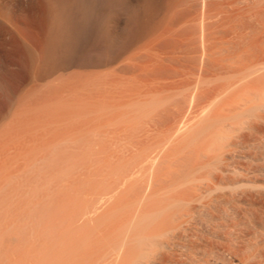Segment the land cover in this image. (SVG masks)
Masks as SVG:
<instances>
[{"label":"bare ground","instance_id":"6f19581e","mask_svg":"<svg viewBox=\"0 0 264 264\" xmlns=\"http://www.w3.org/2000/svg\"><path fill=\"white\" fill-rule=\"evenodd\" d=\"M223 70H229L228 72L230 73L227 74L226 72L228 75L227 80H225L227 83H224L226 85L222 83L221 71ZM235 70L245 71L242 77L239 75L240 79L238 76L236 77ZM263 71L264 0H0V264H61L59 261L60 245L63 244V239L61 240L62 221L60 219L62 220L63 217L70 218V220L74 219L76 207H78L76 206L77 201L83 202L81 200H84L88 202L92 200L94 196L92 189L96 183L95 181L100 178L101 180L103 179L101 173L104 171L105 174V170L110 172V169L115 167L114 164H118L121 160L122 163L125 162L126 158L124 157L126 155H136V158L133 159V156L132 158L129 156V160L132 159V161L126 160L128 162H126L127 165H119V167L124 166V168H119L117 165L114 171L110 172V175L114 176L116 171V177L114 179L111 177V179L116 180L117 183L119 182L125 189L128 183L131 185L134 183L136 178L134 176L139 175V173L128 172L127 177L126 171H129V168L125 169V167L130 165L133 160L139 167H141L140 165L142 167L148 166V169H146V171L149 170V172H146V174H149L147 175L148 179L143 180L141 177L142 182L140 181V187L143 190V192L140 190L142 195L138 193L141 188L138 187L139 189H136L138 196H141L138 198H140V205H142L146 203L144 201L154 199L156 194L159 197L158 187L160 186L157 185V182L164 179L161 180L159 176H164L166 182V179H170L169 176L172 171L173 173L175 172L174 170L169 172V169H167V173L165 171L160 172L161 174L158 173L162 170V166L169 162L166 155L180 151L198 140L200 141L197 145L200 144L198 146H202L204 137L209 136L211 139V135H215L216 131V134L219 133L218 131L221 129L219 125L223 118L226 121L229 119V121L234 120L235 125L225 127V124H223L225 128L222 127L230 134L233 133L230 140L234 134L236 135L243 128L241 124L246 125L248 121H250V125L247 124L249 127L247 125L244 127L249 130L247 128L245 130L243 128V130L253 131L255 128L252 122L254 121L250 119L256 116L252 115L256 111H252L253 109L250 111L249 107L260 96L263 98V94L255 95L256 92L252 90V87L256 84L258 77V80H261L260 76L263 77ZM239 73L241 72L239 71ZM252 80H254L253 83L255 84L250 87L249 83L253 84ZM245 84L250 88H247L248 91ZM258 84L259 81H257L256 86ZM243 86L248 94L250 90L253 93L251 92L250 96L244 90L243 93H239ZM256 91L259 92V90ZM251 95L253 98L255 96V98H249ZM261 104L258 103L257 105ZM224 112L229 114V118L228 114L222 118ZM242 115L245 116L242 119L244 123L242 120L240 122L238 118ZM246 116L249 117V120ZM259 119L261 120V118ZM251 125L252 128L250 127ZM223 129L220 131L223 137L220 140L218 139L219 141H222V138L226 139L224 135L227 136L229 134ZM256 129L257 133L258 131L260 132L259 128ZM213 137L215 138V136ZM222 144L221 146H223ZM237 145L235 143V146ZM213 150L214 152L218 151L217 149ZM193 151L194 149L192 151L190 149L191 154ZM227 153L229 154V152ZM183 155L185 156V154ZM122 156L124 159L121 158ZM200 156L201 158L204 156L203 152H201ZM220 156L217 155V157ZM179 158L182 159V157ZM213 158L215 159L214 156ZM218 159L220 160V158ZM183 160L185 159L183 158ZM213 161H216V159ZM234 161L236 162V160ZM171 162L173 164V161ZM208 162L210 164V161ZM206 163L205 166L202 164L203 167L197 163L199 167H196L199 169H196L198 171L203 170L206 166L208 167ZM136 164L131 165L136 168ZM182 164L184 163H181V168ZM194 165L195 163L192 166L194 168H191L192 172L193 170L195 171ZM159 168L161 169L159 170ZM214 168L215 173H219V175L217 177L216 174L210 173L209 175V177L211 174L215 175L214 178H216V181L213 180V176V179H210L215 185L213 192L212 190L210 192L211 198L212 196L217 198V194L214 195L212 193H217L218 191L220 192V194L218 192V195L225 198V200L230 197L229 202L232 203H235L236 199L241 197V195H237L239 192L244 194L242 198L245 196L248 199V195L253 198L250 193L251 190L249 192L248 189L251 186L253 188L257 181L253 179L256 181L255 185L251 183V176L254 173L250 176L249 169L247 171L246 167L244 169L234 167V170L230 173V169L228 171L219 168L220 172H218V169ZM97 170L102 171L99 172L101 175L96 172ZM118 170H126L125 174H123L126 177L122 176L123 172L119 174ZM197 170L190 174V181H194L185 182L177 179L175 180L177 182H172L171 180V186L169 187L172 188L168 187L165 190L180 189L185 196H188L193 190L196 191L197 188L199 190L201 183L195 181L199 182L197 179H200V177L197 179L192 177V174L198 172ZM178 171L176 170L174 177L180 176L177 175L180 174ZM163 173L166 174L164 175ZM96 174L99 175V179ZM118 174L120 175L119 177L117 176ZM162 174L163 176H161ZM95 176L97 180H95ZM181 176L183 175L181 174ZM104 179H106V176ZM206 180L210 181L209 178ZM112 181L110 186L120 187L117 183L112 184ZM145 181L147 183L146 186V183L143 184ZM201 181H204V177ZM159 182L158 184L161 185L162 183ZM188 182L190 184L195 182L196 184L193 183L194 187L199 185L192 190L190 189L192 186L190 187ZM142 184L145 188L142 187ZM258 185L260 184L258 183ZM115 187L113 188L112 186V191H114ZM156 187L157 189H155ZM205 187L211 189L213 185L211 188L210 186ZM256 187L261 188V186L257 185ZM208 189L207 192L205 191L206 195L203 192L197 199L202 200L203 197L211 200L208 193L210 190L208 191ZM122 190V188H119L114 193H110L111 195L108 193L109 197L105 196L108 197V200L113 199L114 201L115 198L123 193ZM133 190L135 193L136 190ZM155 190L158 192H155ZM238 190L240 191L238 192ZM208 194L209 196L206 197ZM183 195L182 198L179 197L182 201L184 200ZM187 196L184 201L186 199L190 200ZM220 196L218 197L219 199ZM190 197L193 198L192 195ZM215 197L213 200H215ZM235 197L236 199H234ZM256 198L258 199V197ZM194 199L191 200L193 201ZM231 199L235 201H231ZM247 199H245V205L241 203L242 209H245L246 205H249L247 207L249 209L252 207V199ZM189 200L188 202L192 203ZM221 200L224 201L222 204L224 205L226 203L225 200L220 199L219 201ZM179 202L174 203L177 205ZM183 203L181 202V204ZM129 204H133V202ZM172 204L170 203L168 206L165 204V208H162L163 210H160V212H166L165 210H168L167 208L171 207ZM122 205L127 206L125 204ZM177 206L179 207V205ZM243 206L246 207L243 208ZM260 206L262 205L260 204ZM191 207L193 208V205ZM239 207L241 208V206ZM78 208H80V204ZM249 211L247 213L252 212ZM160 212H155L156 214L158 213V215L154 216L157 218L156 220L148 219L149 215H151L149 213L147 217L145 216L146 218L144 217L145 220H150L152 224L150 221H145L142 224L143 219L141 217L142 227H147L144 224L149 223L150 226L147 227L149 229L152 225L158 224L157 222L161 218L159 215L164 213ZM144 213L146 214L147 212L144 211ZM178 213L176 212V215ZM172 214L174 215V213ZM191 215L193 216L192 213ZM181 216L183 217V215ZM245 216L248 217L249 215ZM182 217L180 218L183 219ZM93 218L85 216L83 218L85 222L83 223L92 221ZM96 218L94 221H96ZM135 218L138 217L136 216ZM165 222L161 220L159 225L163 226ZM75 224L77 223L75 222ZM219 224L217 226H220ZM160 226L157 225L159 229ZM209 226L211 227L212 225ZM191 227H194V225ZM170 229L171 227H169ZM169 230H164L162 234L166 236L165 232L169 233ZM171 231V234L174 235L173 230ZM153 234L148 236H153ZM159 234L157 233L156 235L159 236ZM136 237L138 238V236ZM149 237H147V240ZM129 238L131 239L132 237L127 239ZM157 238H154V240L156 241ZM83 240L85 241V238ZM143 240L147 241L146 239ZM148 241L151 240L149 239ZM148 241L147 243L144 241L142 243L141 240L140 243L141 245L147 244V246H151L152 243L150 242V244ZM189 242L191 241L189 240ZM121 244V247H117L118 249L124 247V244ZM100 248L102 249V247ZM109 248L111 249L112 246ZM142 249L144 248L140 250L142 251ZM148 251H146V254ZM150 253L148 252V254ZM206 253L208 254V252ZM136 256L135 254V261L137 260ZM143 256L144 254L141 257ZM83 257H86V255ZM108 259L110 260L111 258ZM77 261L79 262L80 260L77 259ZM137 261L139 262V260ZM143 262L141 261L139 264H144ZM103 264H106V262Z\"/></svg>","mask_w":264,"mask_h":264},{"label":"rangeland","instance_id":"374dc122","mask_svg":"<svg viewBox=\"0 0 264 264\" xmlns=\"http://www.w3.org/2000/svg\"><path fill=\"white\" fill-rule=\"evenodd\" d=\"M229 70H223V71H221V75H222V83L224 84V83H227L225 80H227V74H230L229 72H228ZM236 72H235V75H236V77L238 76V78L240 79L241 77H242V74L245 72H243V70L241 71V70H235ZM238 71V72H237ZM239 71L241 72V73H239ZM226 72H227V74H226ZM233 72H234V70H233ZM264 72V71H263ZM239 73V74H238ZM263 74V73H262ZM223 75H224V77H223ZM241 77H240V76ZM260 75V74H259ZM258 75V76H259ZM226 76V77H225ZM224 78H226V79H224ZM258 79H259V77H258ZM258 79H256L257 81H259V84H258V86H256L257 85V81L255 82V83H253L254 82V80H252L251 82L253 83V84H250L249 83V85H251L250 87H252V85H254L253 87H252V90L253 91H255L256 92V94L255 95H257V94H260V93H262L263 94V98H261V96H260V98H258V97H256V98H258V99H256V101L253 103V104H255V105H251V107L253 106V108H251V107H249L250 108V111L252 110V111H256V112H254L255 114H253L252 113V115H256V116H253V118H251L250 120H252V121H254V122H252L253 124L252 125H254V128L256 129V127H258L257 129L258 130H260V132H262V133H260L259 131H258V133H257V131H255V129L253 130V131H248L249 129L247 128V127H249L248 125H250V121H248L249 120V117L248 116H246V117H248V120H246V121H248V122H246L247 124V131H244L246 128L244 127V126H246L245 124L243 125V124H241V126L244 128V130H243V128L242 129H240L239 131H238V133H240V134H238L237 132V134L235 135H233V138L230 140V138L232 137V134H230L229 132H227V130L225 129H223L222 127H224V125L223 124H225V127L226 126H228V125H233L234 124V120L233 121H229V120H224V118H223V116H225V115H227L228 113H226V112H224V114H222V122H220L221 124L219 125V126H221V129H223V131H225V132H227V133H229V134H227V133H224V134H227V136L226 135H224V137H226V139H223L222 138V141H219L220 139H221V137H223L220 133H222V132H220L221 131V129H220V131H218L219 133V135L218 134H216L217 133V131H216V133H215V135H211V139H210V137L209 136H206V137H204V139H202L203 140V145L202 146H198V145H200V144H198L197 145V143L200 141V140H198V141H196V142H194V143H192V144H189L186 148H183L182 150H180V151H177V152H175V153H170V154H168V155H166V157L168 158L167 160L169 161H167L168 163L167 164H165L164 166H162L161 168H162V170H160L161 168H159V172L158 173H160V172H166V170L167 169H169L168 171L169 172H171V170H174L175 172H176V170L178 171L179 169H180V171H178V172H180V174H177V175H180V176H176V177H174V175H176L175 174V172L173 173V171H172V174L169 176L170 177V179H166V182H165V177L163 176V174L161 175V176H163V177H160L159 176V178L162 180L163 178V182H165V183H163L162 181H158L159 183H162L161 185H159L158 184V182H157V185L158 186H160V187H158L159 188V192L158 191H156L155 190V192H158V195H159V197L157 196V194H156V197L154 198V197H152V198H154V199H152V200H150L149 199V201H144V202H146V203H143L142 205H140L141 203H140V201H139V199L140 198H138V197H141L140 195L138 196V193H140L141 195H142V193L141 192H143V190H142V188L140 187L141 186V183H140V181L142 182V180H141V177H142V179L144 180V179H146L148 176L147 175H149L148 173L146 174V172L148 171L149 172V170H147L146 171V169H148L147 167H145V166H143L142 167V165H140L141 167H139V165H137L136 164V162H134V160H133V162L137 165H135L136 166V168L133 166V165H131V164H134L133 162L132 163H130V165H128V166H126L127 165V161L126 160H128V161H132V159L131 160H129V158L131 157L132 158V156L133 155H126L124 158H126V160H124L125 162H119L118 164L117 163H115L114 164V166L115 167H111L112 169H110V172H113L114 171V169L116 168V166L118 165V167H119V165H124V164H126L125 166V169L127 168H129V171L127 170H125L126 171V176L129 174L128 172H134L135 174H138L139 173V175H133L134 176V178H135V180H134V183L133 184H135L136 182V184L135 185H131L130 183H128V184H130V185H128L127 184V187L124 189V187H122L120 184H119V182L117 183L116 182V180L114 181L113 179H114V177H116V175H115V173L117 174V172L115 171V173H114V176H111L110 175V172L109 171H106L105 170V174H104V171L102 172V171H96V172H98V174H99V172H102L101 174H99V175H101L102 177H103V179L105 178V176H106V179H104V181H103V179L101 180V178L99 179L98 177H99V175H97V178L99 179L98 181H95L96 183H95V185L93 186V192L92 193H94V196H95V194H96V196L94 197L93 196V199L92 200H90V201H84V200H81V201H83V202H80L79 200L77 201V204H76V206H78L79 207V204H80V208H78V207H76V211H75V215H74V219H72V220H70V218H68L69 219V221H68V219H67V217H63L62 218V220L60 219V221H62V231H65V232H62L61 231V233H62V238H61V240L63 239L64 241H66L65 243H64V241L62 240V243L63 244H61L60 246H61V249H60V258H59V261H60V263L61 264H80V263H84V264H103V263H105L106 262V264H114V262H116L115 264H118L119 262H120V264H123V262H125L124 264H131L132 263V261H133V263L132 264H135L136 262V264H139V262H143L144 264H162V263H164V264H264V189H263V187H264V185H262V184H264V119L262 120V118H263V116H264V75H263V77L262 76H260V79L261 80H258ZM261 83V84H260ZM222 84V85H223ZM247 84V83H246ZM245 84V85H246ZM224 85H226V84H224ZM263 87H262V86ZM256 86V87H255ZM243 89L242 90H240L239 91V93L241 92V93H243V90L244 91H246V89L248 88V89H250L249 87H247V85H246V89H244V86L242 87ZM256 88V89H255ZM259 88V89H258ZM248 89H247V91H248ZM255 89V90H254ZM256 90H259V92L258 91H256ZM246 91V92H247ZM250 93L252 92L251 90L249 91ZM258 92V93H257ZM250 93L248 94V92H247V94L250 96ZM253 93V92H252ZM262 94H260V95H262ZM252 95H254V94H252ZM251 95V97H249V98H253V96ZM254 98H255V96H254ZM253 98V99H254ZM262 99V100H261ZM260 101V102H259ZM257 102V103H256ZM263 102V103H262ZM258 103H262L261 105H257ZM257 105V106H256ZM250 106V105H249ZM256 106V107H255ZM259 106V107H258ZM254 107H255V110H254ZM258 107V109L260 110H256V108ZM263 109V110H262ZM226 113V114H225ZM258 113H259V115H258ZM260 114H262V115H260ZM251 115V114H250ZM249 115V116H250ZM228 116V118H229V114L227 115ZM261 116V117H260ZM226 117V116H225ZM241 117H243V118H241ZM241 117H238L239 118V120H240V122H241V120L242 119H244V115H242ZM238 118H237V120H238ZM257 118H258V120H257ZM259 118H261V120L259 119ZM239 120H238V123H239ZM224 121V122H223ZM245 121V120H244ZM233 122V123H232ZM235 122H237V121H235ZM242 122H243V120H242ZM259 122V123H258ZM230 123H232V124H230ZM237 123V124H238ZM244 123V122H243ZM235 125V124H234ZM252 125L250 126L251 128H252ZM256 126V127H255ZM224 127V128H225ZM220 128V127H219ZM256 129V130H257ZM243 130V131H242ZM250 130H252V129H250ZM263 130V131H262ZM241 132H243V133H241ZM260 133V134H259ZM230 135V137L228 138V136ZM213 136H215V138H217V139H215ZM220 136V137H219ZM242 136H243V138H244V140H243V138H242ZM209 137V138H208ZM213 137V138H212ZM239 137H241V138H239ZM260 137V138H259ZM255 138V139H254ZM219 139V140H218ZM201 140V141H202ZM212 140H213V142H212ZM216 140V141H215ZM224 140H226V141H224ZM228 140V141H227ZM250 140V141H249ZM254 140V141H253ZM209 141V142H208ZM241 141V142H240ZM245 141V142H244ZM247 141V142H246ZM212 142V143H211ZM218 142H220V143H218ZM227 142V143H226ZM232 142V143H231ZM236 144H238L237 146H235V143ZM244 142V144L242 145V143ZM216 143V144H215ZM222 143H225V144H222ZM229 143V144H228ZM231 143V144H230ZM250 143V144H249ZM253 143V144H252ZM210 144V145H209ZM215 146H214V145ZM221 144L223 145V146H221ZM224 145H225V147H224ZM231 145V146H230ZM197 146V147H196ZM211 146V147H210ZM221 146V147H220ZM229 146V147H228ZM254 146V147H253ZM196 147V148H195ZM210 147V148H209ZM213 147V149H217L218 151H215L214 152V150L213 149H211ZM231 147V148H230ZM203 148H205V149H203ZM209 148V149H208ZM223 148V149H222ZM240 148H241V150H240ZM190 149H191V151L194 149V151L192 152V154H191V152H190ZM206 149H207V151H206ZM196 150V151H195ZM211 150V151H210ZM227 150V151H226ZM229 150V151H228ZM232 150V151H231ZM251 150V151H250ZM253 150V151H252ZM234 151V152H233ZM182 152V153H181ZM187 152H189V153H187ZM198 154H197V153ZM201 152H203V155L205 156H203L202 158H201ZM226 152V153H225ZM227 152H229V154L227 153ZM232 152V153H231ZM177 153H179V154H177ZM195 153V154H194ZM218 153V154H217ZM223 153H225V154H223ZM231 153V154H230ZM233 153H237L236 155L235 154H233ZM247 153V154H246ZM177 154V155H176ZM183 154H185V156L183 155ZM196 154H197V156H196ZM200 154V155H199ZM223 154V155H222ZM240 154H242L241 156H240ZM255 154V155H254ZM189 155V156H188ZM195 155V156H194ZM206 155H207V157H206ZM212 155V156H211ZM216 155V156H215ZM217 155L219 156V155H221L220 157H217ZM130 156V157H129ZM136 156V155H135ZM135 156H133V159L134 158H136ZM170 158H169V157ZM184 156V157H183ZM191 156V157H190ZM213 156L215 157V159H216V161H213V160H215L214 158H213ZM227 156V157H226ZM235 156V157H234ZM137 157H139V156H137ZM179 157H182V159L181 158H179ZM193 157V158H192ZM197 157V158H196ZM217 157V158H216ZM224 157V158H223ZM245 158V160H244V158ZM255 157V158H254ZM121 158H123V156L121 157ZM123 158V159H124ZM175 158H176V161H175ZM183 158L185 159V160H183ZM190 158H191V160H190ZM212 158V159H211ZM218 158H220V160L218 159ZM223 158V159H222ZM226 158V159H225ZM251 158V159H250ZM254 158V159H253ZM170 159V160H169ZM179 159V160H178ZM196 159V160H195ZM210 159V160H209ZM218 159V160H217ZM243 159V160H242ZM225 160H228V161H225ZM234 160H236V162L234 161ZM136 161V160H135ZM171 161H173V164H172V162ZM187 161V162H186ZM204 161V162H203ZM208 161H210V164H208L209 162ZM223 161V162H222ZM234 161V162H233ZM254 163H253V162ZM127 162V163H126ZM138 162V161H137ZM175 162V163H174ZM178 162H180V163H178ZM207 162V163H206ZM213 162V163H212ZM218 162V163H217ZM181 163H184V164H186V165H184V164H182V168H181ZM189 163H190V165H189ZM195 163V171L197 170V169H199V168H197V167H199V165L201 166L202 164H204V166H205V163H206V165H208V167L206 166L203 170H200V171H198L197 173H195V174H192V177H194V179H197V178H199L200 177V179L202 180L203 179V177H204V181H201L200 179H197V180H199V182L198 181H195V182H197V183H201V185H200V187H199V190H198V188H197V190L195 191V190H193V189H196V187H198V185L197 186H193L194 184H196L195 182H193L192 184H190L189 182H192V181H194V180H191L190 181V178H191V176H190V174H191V168H194V167H192L193 166V164ZM197 163L199 164V165H197ZM212 163V164H211ZM216 163V164H215ZM226 163V164H225ZM233 163V164H232ZM242 163V164H241ZM171 164V165H170ZM215 164V165H214ZM223 164V165H222ZM235 164V165H234ZM242 166H241V165ZM188 165V166H187ZM211 165V166H210ZM219 165V166H218ZM227 165V166H226ZM230 165H232V166H230ZM234 165V166H233ZM237 165V166H236ZM132 166V167H134V168H132L131 167V169H130V167ZM168 166V167H167ZM187 166V167H186ZM197 166V167H196ZM249 166V167H248ZM117 167V168H118ZM167 167V168H166ZM201 167H203V165L201 166ZM213 167V168H212ZM214 167H216V169H218V172H220L219 171V168L220 169H225V170H228L229 171V169H230V173L232 172V170H234V167H236V168H241V169H244V167H246V169H247V171H248V169L250 170L249 171V174H250V176L254 173V175H252V176H255V177H257V178H255V177H252L251 176V180H252V182L251 183H253L254 185H255V182L257 183L256 185L257 186H261V188H258V187H256V185L254 186L253 184H251V185H253L254 187H256V188H252V186L250 187V188H252V189H254V190H252V189H248V191L250 192V190H251V196L253 197V198H250V195H248V199L250 200V199H252L251 201H253V203H254V200H255V205L253 206V203H251L250 201V203H251V206L252 207H250V209H252V210H250L249 208H247L249 205H246V206H243V208L244 207H246L245 209H242V205H241V203L243 204L244 203V205H245V199H247V197H245L244 196V198H242L243 196L242 195H244L242 192L240 193L239 191L240 190H238V192H239V194H237V195H241V197H238V196H236V197H238V199H236V197L234 198V199H236V201L235 200H233V199H231V201H235V203H232V202H229L230 201V197H228L229 198V200H228V198L225 200V198H222L220 195H218V192L217 193H212V194H214V195H216L217 196V198L215 197V196H212V198H211V194H210V192H211V190H212V192H213V190H214V188H215V185H214V183L212 182V180H210L211 178H212V174H216L215 172L216 171H214L215 170V168ZM226 167H228L227 169H226ZM119 168H124V166L123 167H119ZM118 168V169H119ZM177 168V169H176ZM185 168V169H184ZM197 168V169H196ZM135 169V170H134ZM139 169H140V171H139ZM181 169H182V171H181ZM183 169H184V171H183ZM188 169V170H187ZM189 169H190V171H189ZM107 170H108V168H107ZM113 170V171H112ZM124 170V169H123ZM131 170V171H130ZM134 170V171H133ZM187 170V172H185ZM213 170V171H212ZM119 172V174H121L122 172V176H123V174H125V171H120V170H118ZM167 171V172H168ZM194 170H193V172L192 173H194L195 172ZM145 172V173H144ZM166 172V173H167ZM177 172V173H178ZM209 172V174L207 175V173ZM95 173V172H94ZM165 173V174H166ZM205 173H206V175H205ZM210 173H212L211 174V176L209 177V175H210ZM258 173V174H257ZM112 174V173H111ZM117 175L118 177L120 176V175ZM146 174V175H145ZM161 174V173H160ZM160 174H158V175H160ZM164 174V175H165ZM181 174L183 175V176H181ZM186 176H185V175ZM143 175V176H142ZM217 175H219V173H217L216 174V177H217ZM258 175H260V176H258ZM100 176V177H101ZM121 176V177H122ZM125 176V175H124ZM123 176V177H124ZM125 176V177H126ZM137 176H139L138 178H137ZM201 176H203V177H201ZM111 177H113V179H111ZM120 177V178H121ZM128 177V176H127ZM174 177V178H173ZM184 177V178H183ZM196 177V178H195ZM215 177V175L213 176V178ZM97 178H96V176H95V180H97ZM133 178V177H132ZM133 178V179H134ZM139 178H140V180H139ZM168 178V177H167ZM172 178V179H171ZM207 178H209V180L211 181H207L206 179ZM212 178V179H213ZM115 179H117V178H115ZM148 179V178H147ZM177 179H180V181H185V182H187V181H189L188 183L190 184V189H192L193 190V192L191 193V195H192V197L193 198H191L190 196V193H189V195L187 196V198L189 197L190 198V200L189 201H192L191 199H194L193 201H192V203H190V202H188V200L186 199V201H187V204H186V201H184L185 200V195H183V192H182V190H173V189H171L170 191H168V190H165V189H168V187L169 186H171L170 184H171V180H172V182L173 181H175V180H177ZM216 178H214L213 180L214 181H216L215 180ZM256 179V181H254V180ZM259 179V180H258ZM101 180V182H99ZM115 182H113V181ZM168 180V181H167ZM106 181V182H105ZM108 181V182H107ZM112 181V184H118V186H120V187H118V188H116L114 185H112L113 186V188L115 187V189H114V191H116L117 189H119V188H122L123 190V193L119 196V197H117V198H115L114 199V201H113V199L112 200H108V193H109V195H111L112 194V192L114 193V191H112L113 190V188H112V186H110V182ZM179 181V182H180ZM98 182V183H97ZM130 182V181H129ZM133 182V181H132ZM131 182V183H132ZM175 182H177V181H175ZM146 183V181L143 183V184H145ZM203 183V184H202ZM208 184V185H204V184ZM213 183V184H212ZM258 183L260 184V185H258ZM98 185V187H97V185ZM143 184H142V187H144L145 188V186L147 185V183L145 184V186H143ZM188 184V185H189ZM156 185V186H157ZM204 187H203V186ZM212 185H213V187H212ZM126 186V185H125ZM131 186V187H130ZM134 186V187H133ZM205 186H210V188L211 189H208V187H205ZM263 186V187H262ZM102 187V189H100ZM130 187V188H129ZM141 188V189H139V188ZM91 188H92V186H91ZM143 188V189H144ZM160 188H161V191H160ZM164 188V189H163ZM169 188H172V187H169ZM206 188V189H205ZM132 189V190H131ZM133 189H139V192L137 193V190L135 191V193H134V190ZM155 189H157V187L155 188ZM207 189H208V193L210 194V196H209V194L206 196V197H210L211 198V200L209 199V198H207V199H204L203 197H202V200H198L199 199V195H201L203 192H204V194L206 195L207 193ZM140 190H142L141 192H140ZM133 191V192H132ZM168 191V192H167ZM206 191V192H205ZM161 192V193H160ZM216 192V191H215ZM249 192H248V194H249ZM107 193V194H106ZM111 193V194H110ZM256 193H257V195H256ZM135 194H137V195H135ZM164 194V195H163ZM185 194V193H184ZM203 194V195H204ZM219 194H220V192H219ZM235 194V195H236ZM262 194V195H261ZM105 195H107L108 197H106ZM135 195V196H134ZM161 195V196H160ZM180 195V196H179ZM182 195L184 196L183 198H184V203H183V201L180 199V198H182ZM204 195V196H205ZM125 196V197H124ZM220 196V199H224L225 200V202L226 203H224V205H222L223 204V200H221V201H219L220 199L218 198ZM258 197V199L256 198V197ZM92 197V196H91ZM90 197V198H91ZM106 197V198H105ZM124 197V198H123ZM180 197V198H179ZM197 197H198V199H197ZM205 197V198H206ZM215 197V200H213V198ZM255 197V198H254ZM95 198V199H94ZM96 198H98V199H96ZM103 198H105V199H103ZM132 198V199H131ZM135 198V199H134ZM138 198V199H137ZM176 198V199H175ZM178 198H179V200H181V202L183 203V204H181V202H179V200H178ZM100 199H102V200H100ZM120 199V200H119ZM175 199V200H174ZM204 199V200H203ZM217 199H219V200H217ZM243 199V200H242ZM247 199V200H248ZM94 200V201H93ZM100 200V201H99ZM120 202H119V201ZM131 200H133V201H131ZM176 200H178V201H176ZM92 201V202H91ZM109 201V202H108ZM198 201V202H197ZM207 201V202H206ZM212 203H211V202ZM240 201V202H239ZM242 201H244V202H242ZM99 202H100V204H99ZM108 202V203H107ZM126 202V203H125ZM133 202V204H129V203H132ZM174 202H179V203H177V205H179V207L174 203ZM208 202H210V203H208ZM219 202V203H218ZM229 204H228V203ZM262 202H263V204H262ZM83 203H85V204H83ZM91 205H90V204ZM96 203V204H95ZM107 203V204H106ZM170 203L172 204V203H174V204H172L171 205V207H172V209H171V207L169 206L167 209L168 210H165L166 212H160V210H163L165 207V204L168 206V205H170ZM189 203V204H188ZM202 203H205V204H202ZM238 203H240V204H238ZM262 205V206H260V204ZM99 204V205H98ZM106 204V205H105ZM119 204V205H118ZM122 204H125V205H127V206H124V205H122ZM130 206H129V205ZM136 204V205H135ZM231 204V205H230ZM95 205V206H94ZM98 205V206H97ZM105 205V206H104ZM132 205H134V206H132ZM183 205V206H182ZM193 205V208L191 207ZM201 205V206H200ZM204 205V206H203ZM208 205V206H207ZM217 205V206H216ZM227 205V206H226ZM82 206V207H81ZM88 206V207H87ZM119 206V207H118ZM120 206H122V207H120ZM166 206V207H167ZM208 207V208H206V207ZM239 206H241V208L239 207ZM257 206H258V208H257ZM88 208V210H87V208ZM114 207V208H113ZM117 207V208H116ZM130 207V208H129ZM154 207H155V209H154ZM177 207V208H176ZM202 207V208H201ZM205 207V208H204ZM219 207V208H218ZM224 207V208H223ZM227 207V208H226ZM229 207V208H228ZM102 208V209H101ZM120 208H122V209H120ZM139 208H141V209H139ZM163 208V209H162ZM182 208V209H181ZM213 208H215V209H213ZM238 208V209H237ZM262 208V209H261ZM97 209H99V210H97ZM105 209V210H104ZM179 209V210H178ZM184 209H186V210H184ZM196 209V210H195ZM206 211V213H204L205 211ZM217 209H218V211H217ZM223 209V210H222ZM113 210V211H112ZM134 210V211H133ZM155 210V211H154ZM160 212V213H163V214H161V215H159V216H161V218H160V220H159V216H158V224H154V225H152V227L151 228H149V229H147V227L148 226H150V224L149 223H147V224H144V225H147V227L145 226H143L142 227V224H143V222H149L150 220H156L157 218L156 217H154L155 215H158V213L156 214L155 212H158V211ZM174 210H175V212H174ZM188 210V211H187ZM193 210V211H192ZM230 210V211H229ZM232 210V211H231ZM245 210H247V211H245ZM250 210V211H249ZM78 211V212H77ZM80 211V212H79ZM111 211V212H110ZM120 211V212H119ZM144 211H146L147 213L145 214L144 213ZM198 211V212H197ZM234 211V212H233ZM245 211V212H244ZM251 212V213H247V212ZM96 212V214H94ZM103 212H105V213H103ZM109 212V213H108ZM113 212V213H112ZM130 212V213H129ZM151 212V213H150ZM176 212L178 213L177 215H176ZM182 212V213H181ZM196 214H195V213ZM201 212V213H200ZM203 212V213H202ZM208 212V213H207ZM213 212V213H212ZM231 212V213H230ZM237 212V213H236ZM255 212H256V214H255ZM262 212V213H261ZM77 213H78V215H77ZM126 213V214H125ZM136 213V214H135ZM142 213H143V215H142ZM148 213L149 214H151V215H149V217H148V219H150V220H145V218L147 217V215H148ZM152 213H155V214H152ZM172 213H174V215L172 214ZM186 213V215H187V217H185L184 216V214ZM191 213L193 214V216L191 215ZM197 213H199V214H197ZM223 213H224V215H223ZM226 213V214H225ZM235 213V214H234ZM100 214V215H99ZM103 214H104V216H103ZM211 215V217H209L210 215ZM213 214V215H212ZM230 214V215H229ZM238 214V215H237ZM249 215L248 217H246L245 215ZM262 214H263V216H262ZM96 215V216H95ZM121 215V216H120ZM123 215V216H122ZM134 215H135V217L137 216L138 218H135L134 217ZM139 215H142V216H139ZM170 215V216H169ZM178 215H180L179 217H178ZM181 215H183V217L181 216ZM189 215H191V216H189ZM220 215H221V217H220ZM233 215V216H232ZM237 215V216H236ZM242 217H241V216ZM252 215V216H251ZM85 216H87V217H94L93 218V220L92 221H87V223H83V222H85V220H83V218L85 217ZM98 216V217H97ZM112 216V217H111ZM128 216V217H127ZM146 216V217H145ZM173 216H174V218H173ZM189 216V217H188ZM215 216V217H214ZM227 218H226V217ZM230 216V217H229ZM236 216V217H235ZM99 218V219H97V218ZM125 217V218H124ZM141 217H142V219H143V221H142V224H141ZM145 217V218H144ZM172 217V218H171ZM180 217H182L183 219H181ZM185 217V218H184ZM206 217V218H205ZM208 217V218H207ZM233 217V218H232ZM236 218V220H235V218ZM255 219H254V218ZM257 217H258V219H257ZM78 218V219H77ZM80 218V219H79ZM96 218V221H94V219ZM131 218V219H130ZM181 220H180V219ZM192 220H191V219ZM194 218V219H193ZM216 218V219H215ZM220 218V219H219ZM224 218H226L225 220H224ZM244 218V219H243ZM252 219V220H250V219ZM75 219H77V220H75ZM165 219V220H164ZM173 219V220H172ZM175 219H178V220H175ZM189 219V220H188ZM213 219V220H212ZM223 219V220H222ZM68 222H67V221ZM81 220V221H80ZM124 220V221H123ZM132 220H133V222H132ZM162 220V222H164V221H166L165 222V224L163 225V226H160L159 225V222ZM164 220V221H163ZM218 220V221H217ZM256 220V221H255ZM259 220V221H258ZM70 221H72L71 223H70ZM80 221V222H79ZM104 221V222H103ZM130 221V223H128V222ZM175 221V222H174ZM187 221V222H186ZM231 221V222H230ZM233 221V222H232ZM252 223H250V222ZM255 221V222H254ZM262 221V222H261ZM75 222L77 223V224H75ZM79 222V223H78ZM82 222V223H81ZM88 222H90L89 224H88ZM136 222V223H135ZM138 222H140L139 224H138ZM153 223H154V221H152ZM170 222V223H169ZM198 222V223H197ZM245 222V223H244ZM100 223H101V225H100ZM119 223V224H118ZM124 223L126 224L125 226H124ZM150 223H151V221H150ZM173 223V224H172ZM185 223V224H184ZM187 223V224H186ZM207 223V224H206ZM214 223V224H213ZM220 223V224H219ZM232 225H231V224ZM254 223V224H253ZM258 223V224H257ZM262 223H263V228H262ZM67 224V225H66ZM70 224V225H69ZM81 224V225H80ZM91 224H93V225H91ZM96 224V225H95ZM109 224V225H108ZM152 224V223H151ZM161 224V223H160ZM191 224V225H190ZM194 225V227H191V226H193ZM216 224V225H215ZM220 225V226H217V225ZM223 224V225H222ZM234 224H237V225H234ZM245 224V225H244ZM69 225V226H68ZM78 225V226H77ZM84 225H85V227H84ZM90 225V226H89ZM119 225H120V227H119ZM123 225V226H122ZM137 225V226H136ZM157 225L158 226H160V229L157 227ZM188 225V226H187ZM209 225H212L211 227L209 226ZM245 227H244V226ZM250 225V226H249ZM260 225V226H259ZM111 226V227H110ZM122 226V227H121ZM131 226V227H130ZM228 226H229V228H228ZM237 226V227H236ZM247 226V227H246ZM249 226V227H248ZM68 229H67V228ZM87 227H89V228H87ZM91 227V228H90ZM95 227V228H94ZM96 227H98V228H96ZM106 227H107V229H106ZM127 227V228H126ZM130 227V228H129ZM169 227H171V229L169 230ZM174 227V228H173ZM191 227V228H190ZM196 227V228H195ZM209 227V228H208ZM231 227V228H230ZM236 227V228H235ZM86 228V229H85ZM114 230H113V229ZM118 228V229H117ZM125 228V229H124ZM158 228V229H157ZM185 228V229H184ZM222 228H224V229H222ZM71 231H70V230ZM75 229V230H74ZM77 229V230H76ZM95 229V230H94ZM101 229V230H100ZM116 229H117V231H116ZM134 229V230H133ZM152 229V230H151ZM169 230V233L168 232H165L167 235L166 236H164L162 233H164L163 231L165 230V231H168ZM178 229V230H177ZM186 229H187V232H186ZM189 229V230H188ZM122 230V231H121ZM162 230V231H161ZM171 230H173V233H174V235H176V236H174L173 234H171L172 233V231ZM227 230V231H226ZM229 230V231H228ZM232 230H234V231H232ZM242 230V231H241ZM243 230H244V232H243ZM260 230V231H259ZM70 231V232H69ZM87 231V232H86ZM89 231V232H88ZM100 231V232H99ZM104 231V232H103ZM106 231V232H105ZM115 231V232H114ZM119 231V232H118ZM128 231V232H127ZM155 231V232H154ZM159 231V232H158ZM171 231V232H170ZM191 231V232H190ZM210 231H212V232H210ZM230 231H232V232H230ZM66 232H67V234H66ZM71 232H73V233H71ZM101 232H103V233H101ZM112 232V234H110ZM209 232V233H208ZM241 232V233H240ZM70 233V234H69ZM125 233H126V235H125ZM138 233V234H137ZM153 233H160L159 234V236L158 235H156V234H153ZM187 233V234H186ZM215 233V234H214ZM231 233H233V234H230ZM255 233V234H254ZM258 233V234H257ZM64 234H66V235H64ZM80 234V235H79ZM83 234V235H82ZM104 234V235H103ZM109 234V235H108ZM137 234V235H136ZM142 234V235H141ZM145 236H144V235ZM147 234V235H146ZM151 235V234H153V236H148V235ZM162 234V235H161ZM252 234V235H251ZM254 234V235H253ZM82 235V236H81ZM90 235V236H89ZM108 235V236H107ZM113 235V236H112ZM141 235V236H140ZM169 235V236H168ZM188 235V236H187ZM191 235V236H190ZM194 235V236H193ZM199 237H197V236ZM218 235V236H217ZM236 235V236H235ZM237 235H239V236H237ZM242 235V236H241ZM94 236V237H93ZM101 236H103V237H101ZM125 236V237H124ZM134 236V237H133ZM136 236H138V238H140V239H138ZM163 236V237H162ZM167 236H168V238H167ZM182 238H181V237ZM187 238H186V237ZM190 236V237H189ZM210 236V237H209ZM226 236V237H225ZM85 238V241L83 240L84 238ZM89 237V238H88ZM93 237V238H92ZM128 237H132L131 239L129 238V239H127ZM143 237V238H142ZM147 237H149L148 238V240L150 239L151 241H148L147 240ZM152 237H153V240H152ZM158 237V238H157ZM174 237V238H173ZM192 237V238H191ZM195 237V238H194ZM205 237V238H204ZM212 237V238H211ZM220 237V238H219ZM222 237H224V238H222ZM240 237H241V239H240ZM101 238V239H100ZM104 238V239H103ZM124 238V239H123ZM127 240H126V239ZM138 240H137V239ZM154 238H157L156 239V241L158 242V241H160V242H156L155 240H154ZM164 238V239H163ZM166 238V239H165ZM170 238H173V239H170ZM203 238V239H202ZM233 238V239H232ZM239 238V239H238ZM244 238V239H243ZM66 239V240H65ZM73 239V240H72ZM79 239V240H78ZM82 239V240H81ZM87 239V240H86ZM91 239V240H90ZM108 239V240H107ZM110 239V240H109ZM121 239V240H120ZM137 241H136V240ZM143 239H146L147 241H148V243H152V245L151 246H147V244H142L141 245V240H142V243H143V241L144 242H146L147 243V241H145V240H143ZM213 239V240H212ZM229 239H230V241H229ZM232 239V240H231ZM76 240V241H75ZM81 240V241H80ZM95 240V241H94ZM102 240V241H101ZM120 240V241H119ZM133 240H135V241H133ZM189 240L191 241V242H189ZM197 240V241H196ZM219 240V241H218ZM233 240H235V241H233ZM84 241V242H83ZM94 241V242H93ZM100 241V242H99ZM114 241V242H113ZM116 241H117V243H116ZM124 241V243H122ZM130 241V242H129ZM133 241V242H132ZM178 241V242H177ZM205 241H206V243H205ZM69 242V243H68ZM75 242V243H74ZM90 243V244H86V243ZM112 244H111V243ZM155 243V245H154V243ZM163 244H162V243ZM168 244H167V243ZM194 242V243H193ZM220 242V243H219ZM231 242V243H230ZM81 243H83V244H81ZM107 243H108V245H107ZM124 244V247H122V248H117L118 246L119 247H121L120 246V244ZM150 243V244H151ZM161 243V244H160ZM171 243H173V244H175V245H173V244H171ZM177 243V244H176ZM192 243V244H191ZM208 243V244H207ZM235 243V244H234ZM65 244V245H64ZM67 244V245H66ZM78 244V245H77ZM85 244V245H84ZM101 246H100V245ZM110 244V245H109ZM118 244V245H117ZM121 244V245H122ZM139 244V245H138ZM150 244H148V245H150ZM179 244V245H178ZM194 244V245H193ZM213 244V245H212ZM105 245V246H104ZM145 245V246H144ZM160 245V246H159ZM161 245H165V246H162L161 247ZM189 245V246H188ZM233 245H234V247H233ZM82 246V247H81ZM104 246V247H103ZM112 246V248L110 249L109 247H111ZM129 246V247H128ZM137 246H139V247H137ZM143 246V247H142ZM159 246V247H158ZM168 246V248H166ZM171 248H174V249H171ZM184 246V247H183ZM201 246V247H200ZM75 247V248H74ZM77 247V248H76ZM79 247V248H78ZM91 247V248H90ZM96 247V248H95ZM100 247H102V249L100 248ZM154 248V249H152V248ZM161 247V248H160ZM181 247H183V248H181ZM189 247V248H188ZM191 247V248H190ZM204 247V248H203ZM210 247V248H209ZM65 248V249H64ZM67 248V249H66ZM98 248V249H97ZM141 248H144V249H142V251L140 250ZM148 248V249H147ZM160 248V249H159ZM196 248V249H195ZM212 248V249H211ZM234 248V249H233ZM88 249V250H87ZM96 249H97V251H96ZM101 249V250H100ZM145 249H146V251L147 250H149L148 252L150 253H152L153 252V254H148V252H147V254H146V251H145ZM150 249H152V250H150ZM189 249V250H188ZM62 250V251H61ZM67 250V251H66ZM74 250H75V252H74ZM107 250H109L108 252H105V251H107ZM113 250H114V252H113ZM119 250H120V252H119ZM159 250V251H158ZM163 250V251H162ZM168 250V251H167ZM172 250V251H171ZM70 251V252H69ZM80 251V252H79ZM83 251H85V252H83ZM113 253H112V252ZM137 251V252H136ZM145 251V252H144ZM155 251V252H154ZM158 251V252H157ZM165 251V252H164ZM170 251H171V253L173 252V254L171 255V253H170ZM211 251H213V252H211ZM71 252H72V254H71ZM82 252V253H81ZM94 252H96V253H94ZM119 252V253H118ZM161 252V253H160ZM206 252H208V254L206 253ZM84 253V254H83ZM103 255H101V254ZM105 253V254H104ZM130 255H129V254ZM144 254V256L143 257H141L142 256V254L141 255H139V254ZM155 253V254H154ZM158 253V254H157ZM183 253V254H182ZM202 253V254H201ZM204 253V254H203ZM59 254V253H58ZM80 254V255H79ZM92 254V255H91ZM117 254V255H116ZM132 254V255H131ZM135 254L139 257H135L137 260H139V262L136 260L135 261V259H134V256H135ZM146 254V255H145ZM160 254V256H158ZM162 254V255H161ZM197 254V255H196ZM64 255V256H63ZM67 255V256H66ZM71 255V256H70ZM86 255V257H83V256H85ZM87 255H90V256H87ZM100 255H101V257H100ZM106 255V256H105ZM148 255V256H147ZM159 257H157V256ZM171 255V256H170ZM81 257V258H78V257ZM108 256V257H107ZM112 256V257H111ZM172 256H174V257H172ZM181 256V257H180ZM202 256V257H201ZM216 256V257H215ZM220 256H222V257H220ZM68 257V258H67ZM70 257V258H69ZM106 257V258H105ZM117 259H116V258ZM125 257V258H124ZM147 257V258H146ZM67 258V259H66ZM94 260H93V259ZM101 258V259H100ZM108 258H111L110 260L108 259ZM144 258H146V259H144ZM166 258V259H165ZM175 258V259H174ZM197 258V259H196ZM222 258V259H221ZM49 259V258H48ZM47 259V260H48ZM77 259L78 260H80L79 262L77 261ZM86 259V260H85ZM100 259V260H99ZM115 259V260H114ZM119 259V260H118ZM123 259V260H122ZM127 259V260H126ZM150 259V260H149ZM161 259V260H160ZM194 259V260H193ZM64 262H62V261ZM91 260V261H90ZM98 260V261H97ZM109 260V261H108ZM113 260V262H111ZM125 260V261H124ZM154 260V261H153ZM164 260V261H163ZM177 260H179V261H177ZM201 260V261H200ZM204 260V261H203ZM224 260V261H223ZM58 261V262H59ZM71 261V262H70ZM83 261V262H82ZM94 261V262H93ZM103 261V262H102ZM149 261V262H148ZM156 261V262H155ZM173 263H172V262ZM175 261V262H174ZM199 261H200V263H199ZM97 262V263H96ZM110 262V263H109ZM122 262V263H121ZM127 262H129V263H127ZM146 262V263H145ZM177 262V263H176ZM179 262V263H178ZM198 262V263H197ZM212 262H214V263H212ZM140 264H142V263H140Z\"/></svg>","mask_w":264,"mask_h":264}]
</instances>
